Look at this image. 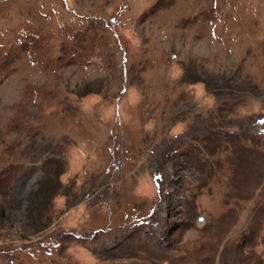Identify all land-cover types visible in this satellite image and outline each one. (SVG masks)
<instances>
[{"label": "rangeland", "instance_id": "rangeland-1", "mask_svg": "<svg viewBox=\"0 0 264 264\" xmlns=\"http://www.w3.org/2000/svg\"><path fill=\"white\" fill-rule=\"evenodd\" d=\"M0 264H264V0H0Z\"/></svg>", "mask_w": 264, "mask_h": 264}, {"label": "trees", "instance_id": "trees-1", "mask_svg": "<svg viewBox=\"0 0 264 264\" xmlns=\"http://www.w3.org/2000/svg\"><path fill=\"white\" fill-rule=\"evenodd\" d=\"M52 188H53V187H52ZM39 190H40V187H39ZM41 191H43V190H41ZM49 191H50V195H51V194L54 193L55 190H54V189H53V190L51 189V190L43 191V192L41 193V197H44V194H45V195H46L45 198H48V197L50 198L51 196L47 195V192H49ZM44 192H45V193H44Z\"/></svg>", "mask_w": 264, "mask_h": 264}]
</instances>
